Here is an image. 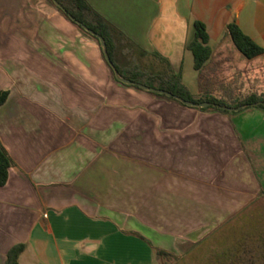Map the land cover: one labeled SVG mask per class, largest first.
Wrapping results in <instances>:
<instances>
[{"label": "crops", "instance_id": "crops-1", "mask_svg": "<svg viewBox=\"0 0 264 264\" xmlns=\"http://www.w3.org/2000/svg\"><path fill=\"white\" fill-rule=\"evenodd\" d=\"M86 1L112 27L123 73L178 75L194 97V20L209 36L206 66L242 56L229 22L264 47V0ZM49 2L0 0V146L11 161L0 264L17 246L15 264H160L149 224L163 230L175 205H189L191 229L218 227L255 200L264 211V111L202 110L122 83L100 43Z\"/></svg>", "mask_w": 264, "mask_h": 264}, {"label": "rangeland", "instance_id": "rangeland-1", "mask_svg": "<svg viewBox=\"0 0 264 264\" xmlns=\"http://www.w3.org/2000/svg\"><path fill=\"white\" fill-rule=\"evenodd\" d=\"M182 70L190 87L195 72L185 63ZM204 73L212 85V94L221 96L226 89L230 93L228 101L264 91V55L254 60L223 53L205 66ZM254 108L259 109L251 106L242 110ZM186 207L189 205H175V211L166 210L163 230L157 228L156 221H150L151 238L168 253L159 257L160 264H264L256 261V247L261 248L264 243V235L256 236L264 231L263 206L256 204V200L223 224L208 230V226L190 228Z\"/></svg>", "mask_w": 264, "mask_h": 264}, {"label": "trees", "instance_id": "trees-1", "mask_svg": "<svg viewBox=\"0 0 264 264\" xmlns=\"http://www.w3.org/2000/svg\"><path fill=\"white\" fill-rule=\"evenodd\" d=\"M53 3L59 12L71 21L80 32L84 35L96 40H99L96 36L89 33L85 28L90 29L92 32L101 36L106 45L107 54L117 70L120 77L130 79L135 83H140L156 89H163L172 93L173 96H177L183 100L191 101L193 103L209 102L207 107H201L202 110H214L224 114L230 113L226 107H238L246 104V107H257L264 111V91L261 93L252 92L242 98H235L232 101L230 99V93L225 89L224 94L217 96L212 94L211 83H209L208 76L204 73V68L210 60L212 51L208 44L209 36L207 34L204 24L199 20L192 22L193 34L188 40L186 48L191 51L193 57V68L198 72L199 85L201 88V94L194 97L187 88L180 82L178 75L173 74H160L150 75L145 71H138L133 66L128 73H123L116 65L113 52H114V33L112 27L106 22V20L97 13L86 0H48ZM85 27V28H84ZM226 32L229 35L234 48L246 59H252L261 55H264V47L256 44L249 36L244 34L241 29L234 22L226 24ZM102 55L104 57L103 51ZM136 89H141L136 85H132ZM150 94L168 100L176 101L182 105L181 101L173 96H166L149 91ZM7 95L6 91L0 92V104L4 101ZM228 99V100H227ZM243 107V108H246ZM241 108L240 110H242ZM234 112V111H231ZM11 165V161L3 148L0 146V186L6 183L8 177V168ZM20 250V247H14L8 252L7 262L8 264H15V259ZM158 259L160 256H167L168 253L162 249L156 250ZM262 257L263 254H262ZM264 259V258H263ZM160 263V262H159Z\"/></svg>", "mask_w": 264, "mask_h": 264}, {"label": "water", "instance_id": "water-1", "mask_svg": "<svg viewBox=\"0 0 264 264\" xmlns=\"http://www.w3.org/2000/svg\"><path fill=\"white\" fill-rule=\"evenodd\" d=\"M85 30L88 31L89 33L93 34L94 36H96L98 38L99 43H100L101 48H102V51H103V54H104V58H105L106 62L108 63V65L113 70L116 78L119 81H121L122 83H125V84H129V85H136L137 87H139L141 89H145L147 91L155 92V93H158V94H163V95H166V96H173L172 93H170L169 91H166V90H163V89H156V88L149 87V86H146V85H143V84H140V83H135V82L131 81L130 79H127V78H124V77H120L118 72H117V70L113 66L108 54H107L106 45H105V42H104L103 38L101 36H99L98 34L92 32L88 28H85ZM173 97L178 99L179 101H181L183 104H185L187 106L207 107L209 105V102L193 103L191 101L183 100V99H181V98H179L177 96H173ZM243 107H246V104L240 105L238 107H226V109L231 110V111H238V110H240Z\"/></svg>", "mask_w": 264, "mask_h": 264}]
</instances>
